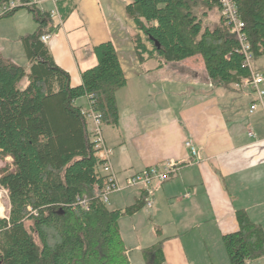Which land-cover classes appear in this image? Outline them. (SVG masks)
I'll use <instances>...</instances> for the list:
<instances>
[{
    "label": "trees",
    "instance_id": "1",
    "mask_svg": "<svg viewBox=\"0 0 264 264\" xmlns=\"http://www.w3.org/2000/svg\"><path fill=\"white\" fill-rule=\"evenodd\" d=\"M10 1L0 0V8ZM29 1L0 14L12 16L25 8L36 23L34 31L19 36L26 69L0 53V155L9 157L12 166L0 172L10 205L7 217H0V264H132L119 221L147 206L150 195L140 190L124 208L103 202L108 179L82 112L91 109L104 128L117 127L116 92L127 84L117 51L110 40L95 45L96 65L81 73L80 85L72 86L69 72L41 40L56 31L54 18L35 3L26 5ZM232 1L253 64L264 56V0ZM213 9L220 12L218 0H129L126 16L150 44L147 48L140 33L132 35L139 61L153 59L161 68L200 55L210 83L243 86L249 68L234 32L222 21L211 29L204 25ZM24 76L27 85L21 89ZM82 97L85 105L77 103ZM235 218L238 229L221 236L229 264L263 258L262 225L243 208L235 210ZM141 255L142 264H166L163 239L142 248Z\"/></svg>",
    "mask_w": 264,
    "mask_h": 264
},
{
    "label": "crops",
    "instance_id": "2",
    "mask_svg": "<svg viewBox=\"0 0 264 264\" xmlns=\"http://www.w3.org/2000/svg\"><path fill=\"white\" fill-rule=\"evenodd\" d=\"M37 5L58 11L53 17L58 27L46 45L69 72L72 86L96 65L95 45L110 40L115 46L127 84L116 92L119 123L105 126L104 135L119 178L165 161L179 168L152 190L151 219L157 240L163 239L166 264H203L204 256V264H229L221 236L238 229L235 210L245 209L264 229V99L250 113L255 93L244 84L210 83L198 55L161 68L153 59L141 63L132 41L140 32L123 1L39 0ZM4 52L1 48L3 57ZM260 61L255 70L264 77V56ZM80 99V105L87 103ZM187 141L195 154L185 147ZM131 190L108 206L124 208L128 205L115 201L128 197L134 203L140 190ZM246 264H264V257Z\"/></svg>",
    "mask_w": 264,
    "mask_h": 264
},
{
    "label": "built area",
    "instance_id": "3",
    "mask_svg": "<svg viewBox=\"0 0 264 264\" xmlns=\"http://www.w3.org/2000/svg\"><path fill=\"white\" fill-rule=\"evenodd\" d=\"M54 3H57L60 0H52ZM123 2L128 3L129 0H120ZM39 0H31L26 3L31 4L35 3L37 4ZM219 7H220V14L222 18L224 19L225 23L230 26L232 31L234 32L238 42L240 43L241 50L244 53V63L249 68V76L243 79V84L247 87H249L256 95V101L253 102L250 106L249 112L253 113L254 110L257 108L258 104H263L264 99V88L262 87V84L264 82V77L261 73L257 72L253 68L252 64V54L250 52V47L248 41L245 39L243 33L241 32V28L243 27V22L240 20L238 16V11L236 8V5L232 0H218ZM21 3V0H12L8 4L2 6L0 8V13L10 10L13 8H16ZM49 14L51 17H58V11L56 8L50 9ZM50 38L49 34H45L41 36V40L43 42H47ZM84 114L87 115L90 122V138L94 145V154L95 157L100 161V167L101 171L104 175L107 176L108 183L102 188L101 190V197L103 202L107 203L109 202V195L112 192H118L124 189H138V190H146L150 198L147 200V206H152V186L155 183H161L165 180H167L170 175L175 174L177 171V167L170 161H165L158 165H152L148 166L141 171L127 176L124 180L119 181L117 178V175L112 169V163L111 159L113 156V149L109 147L105 142L104 137V125L101 121V118L99 114H97L95 111L89 109H83L82 111ZM249 136H254L252 132L248 133ZM185 147L189 148L192 152V154L196 153L195 147L191 144V142L187 141L185 142ZM191 194L190 191H187L185 193V196L188 197ZM85 200H81L80 203L82 205H85Z\"/></svg>",
    "mask_w": 264,
    "mask_h": 264
},
{
    "label": "rangeland",
    "instance_id": "4",
    "mask_svg": "<svg viewBox=\"0 0 264 264\" xmlns=\"http://www.w3.org/2000/svg\"><path fill=\"white\" fill-rule=\"evenodd\" d=\"M219 21H222L224 26L227 25L224 19L221 17L220 12H218L217 9H213L212 11L210 10L207 12L206 17L204 18V25L208 26L211 29L214 28L219 23ZM35 27V20L25 8L17 10L13 14V16L0 17V49H5V52L3 53L4 57H8L7 55H10L16 61V64L23 66L25 69L28 67V62L23 53L22 45L19 40V34L32 32L34 31ZM260 59L261 58L257 59L256 61H253L254 69H256V66H262L260 64ZM26 85L27 78L26 76H24L19 80L18 87L22 89L26 87ZM184 90L192 89L184 87ZM77 103H84L83 99H79ZM5 168H12L11 159L9 157H2L0 155V172H2V170H4ZM119 177L120 176H118V179H120ZM120 180L122 181L123 179ZM131 189H124V192H130L132 191ZM122 193L123 190L121 192H112L109 195L110 207H113L112 203L114 200L112 199L116 198V196H124L125 193ZM131 196L132 194L130 193V198ZM115 202L122 203V205L125 206L130 205L133 200H129L128 197L127 200L120 199V202H118V200ZM153 208H150L145 205L138 212L131 216H122L119 221L121 234L124 239L125 246L129 248V257L132 264H142L143 261L141 249L157 241L158 237H156L154 231L155 222L153 221V219H151V215H154L152 213ZM9 209L10 205L7 190L0 185V217H7ZM224 255L226 256V254ZM204 260H206L205 256ZM204 260L201 263L204 264Z\"/></svg>",
    "mask_w": 264,
    "mask_h": 264
},
{
    "label": "water",
    "instance_id": "5",
    "mask_svg": "<svg viewBox=\"0 0 264 264\" xmlns=\"http://www.w3.org/2000/svg\"><path fill=\"white\" fill-rule=\"evenodd\" d=\"M155 44H156V45H158V43H157V42H155Z\"/></svg>",
    "mask_w": 264,
    "mask_h": 264
}]
</instances>
